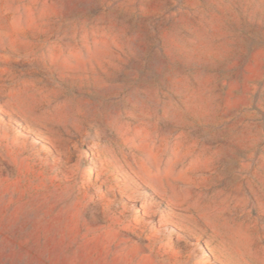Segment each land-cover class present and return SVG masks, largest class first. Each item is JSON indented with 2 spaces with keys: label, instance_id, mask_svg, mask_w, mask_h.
Listing matches in <instances>:
<instances>
[{
  "label": "rangeland",
  "instance_id": "rangeland-1",
  "mask_svg": "<svg viewBox=\"0 0 264 264\" xmlns=\"http://www.w3.org/2000/svg\"><path fill=\"white\" fill-rule=\"evenodd\" d=\"M0 264H264V0H0Z\"/></svg>",
  "mask_w": 264,
  "mask_h": 264
}]
</instances>
